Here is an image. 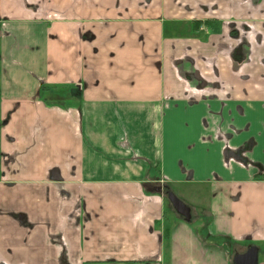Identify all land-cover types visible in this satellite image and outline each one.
Returning <instances> with one entry per match:
<instances>
[{"label":"crops","instance_id":"1","mask_svg":"<svg viewBox=\"0 0 264 264\" xmlns=\"http://www.w3.org/2000/svg\"><path fill=\"white\" fill-rule=\"evenodd\" d=\"M237 1L0 0V264H264V45L233 55Z\"/></svg>","mask_w":264,"mask_h":264},{"label":"flooded vegetation","instance_id":"2","mask_svg":"<svg viewBox=\"0 0 264 264\" xmlns=\"http://www.w3.org/2000/svg\"><path fill=\"white\" fill-rule=\"evenodd\" d=\"M237 10L240 13H243L245 15V18H243V20L235 19V21L233 20L229 21V23L227 24V28L229 30L228 35L232 40L236 41L237 43V46L234 47L233 49V55L235 54L236 56L237 52H239L241 48H244V54H246V57H244L243 60H245L247 59V50H250L251 48V44L248 38L252 39V44L254 45H261V46L264 45V33L256 29L255 21H254L257 19V17L261 18V22L264 19V0H238ZM245 163L252 164L249 161L247 162L245 161ZM255 177H264V174L254 175L253 178ZM158 189L156 190V192L161 194L164 197V195H166V192L170 190V187L165 185ZM191 220H192V213H191L190 221ZM246 246H247L246 248L248 249L249 247L254 246V245L247 244ZM247 249H245L244 253L247 251ZM240 254H243V252Z\"/></svg>","mask_w":264,"mask_h":264},{"label":"water","instance_id":"3","mask_svg":"<svg viewBox=\"0 0 264 264\" xmlns=\"http://www.w3.org/2000/svg\"><path fill=\"white\" fill-rule=\"evenodd\" d=\"M166 196L175 212L181 216L185 222H189L191 219L190 207L170 190L166 192ZM233 264H258V248L256 246H251L245 253L236 254L233 258Z\"/></svg>","mask_w":264,"mask_h":264},{"label":"trees","instance_id":"4","mask_svg":"<svg viewBox=\"0 0 264 264\" xmlns=\"http://www.w3.org/2000/svg\"><path fill=\"white\" fill-rule=\"evenodd\" d=\"M195 26H197L198 27V23L197 24H195ZM47 91V88L46 87H41L40 88V93H44V92H46ZM40 96H42V94L40 95ZM55 97H56V99L57 98H61V96H55L54 95V97H52L51 99L49 98L48 99V101H53L52 99H55ZM50 104V103H49ZM164 199L167 201V197H166V195H164ZM173 212H174V210H173ZM175 213V212H174ZM176 214V213H175ZM177 215V214H176ZM177 217L178 218H180V219H182V217L181 216H179V215H177ZM183 220V219H182ZM193 222V220H191L189 223H192ZM218 241L220 242V241H224L223 239H221V238H219L218 239ZM163 242H164V249H165V254L167 255L168 254V242H169V229H168V227H166L164 230H163Z\"/></svg>","mask_w":264,"mask_h":264},{"label":"rangeland","instance_id":"5","mask_svg":"<svg viewBox=\"0 0 264 264\" xmlns=\"http://www.w3.org/2000/svg\"><path fill=\"white\" fill-rule=\"evenodd\" d=\"M0 58H1V53H0ZM0 64H1V60H0ZM164 206L166 207L167 211L171 214L172 213L171 211H173V209H172V206H171L170 202L168 201V199H167V201L164 199ZM165 223H167V220H165L164 224ZM165 226H167V225H165Z\"/></svg>","mask_w":264,"mask_h":264}]
</instances>
